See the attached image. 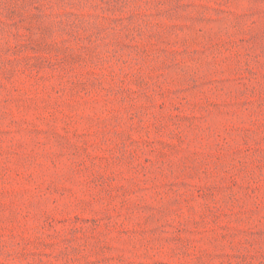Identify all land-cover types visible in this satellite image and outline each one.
Masks as SVG:
<instances>
[{
	"label": "rangeland",
	"instance_id": "obj_1",
	"mask_svg": "<svg viewBox=\"0 0 264 264\" xmlns=\"http://www.w3.org/2000/svg\"><path fill=\"white\" fill-rule=\"evenodd\" d=\"M0 264H264V0H0Z\"/></svg>",
	"mask_w": 264,
	"mask_h": 264
}]
</instances>
